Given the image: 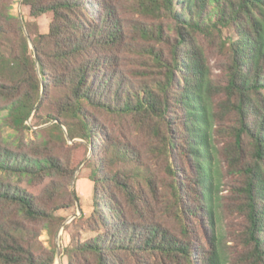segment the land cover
Masks as SVG:
<instances>
[{
	"label": "trees",
	"instance_id": "16d2710c",
	"mask_svg": "<svg viewBox=\"0 0 264 264\" xmlns=\"http://www.w3.org/2000/svg\"><path fill=\"white\" fill-rule=\"evenodd\" d=\"M21 5L32 48L0 0V264H54L38 238L79 167L91 209L67 264H264V0ZM31 116L52 124L26 141Z\"/></svg>",
	"mask_w": 264,
	"mask_h": 264
},
{
	"label": "rangeland",
	"instance_id": "374dc122",
	"mask_svg": "<svg viewBox=\"0 0 264 264\" xmlns=\"http://www.w3.org/2000/svg\"><path fill=\"white\" fill-rule=\"evenodd\" d=\"M22 0H10V2L13 3L12 8V15L16 16L19 20V23L22 28V32L25 36L28 37L29 42L31 41L29 38V35L27 33V30L24 26V22H30L31 19L28 15V8L21 5ZM51 20V15L47 14L45 16H42L36 20V27L33 26V31H37L40 34H44L47 32L48 24ZM31 42L29 43V45ZM31 48V45H30ZM212 73L215 79L222 80L223 79V73L220 71V67L222 64L221 58L218 56L215 50L210 49L207 53ZM47 109L45 111H42L40 115L44 116ZM37 118L30 117L26 123V125L29 127V131L25 133V140L26 141H33L35 140L34 132L46 128L49 125L52 124L46 123L42 125H37ZM37 125V126H34ZM69 145L72 144V142H68ZM81 169L75 173L74 177L72 178L70 185L67 186V192L74 193L73 196L75 198L74 205L69 209H63L58 210L54 212V215L56 217H61L64 219V222L62 225L56 230L55 235L53 237V240L49 236V234L46 231H42L40 237L38 238V242L44 246L45 248L49 249L52 247V243L55 246V261L54 264H67L66 258L63 256V249L67 246V244L70 241V236L73 231L77 229L76 221L79 218L81 213H88L91 209V195H92V187L91 185L84 179L80 178L81 175ZM50 185L49 180H45L43 183L37 184L35 187H33L32 193L38 197L42 192L48 188ZM230 185L231 180L226 177L224 179V189L222 195L224 197H228L230 194ZM50 207V206H49ZM226 218V224L223 228V231H227L230 233H233L238 228H241V220L236 218L235 216H228V214L225 215ZM74 225V226H73ZM40 230V225L34 226V229ZM88 235L82 233L81 238L85 239ZM226 241H230V245H232V238L230 236L226 237ZM228 244V245H229Z\"/></svg>",
	"mask_w": 264,
	"mask_h": 264
},
{
	"label": "water",
	"instance_id": "95a60500",
	"mask_svg": "<svg viewBox=\"0 0 264 264\" xmlns=\"http://www.w3.org/2000/svg\"><path fill=\"white\" fill-rule=\"evenodd\" d=\"M27 37V36H26ZM27 39H28V37H27ZM30 43V42H29ZM31 45V48H32V44H30ZM80 168V167H79ZM79 168L77 169V171L79 170Z\"/></svg>",
	"mask_w": 264,
	"mask_h": 264
}]
</instances>
